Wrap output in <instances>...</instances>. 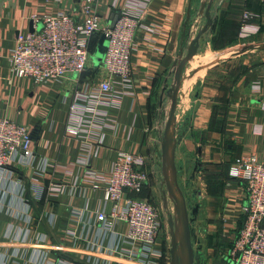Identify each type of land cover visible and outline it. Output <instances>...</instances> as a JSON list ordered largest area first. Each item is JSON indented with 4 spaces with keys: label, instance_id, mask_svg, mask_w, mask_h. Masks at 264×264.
Segmentation results:
<instances>
[{
    "label": "crops",
    "instance_id": "0c3cea01",
    "mask_svg": "<svg viewBox=\"0 0 264 264\" xmlns=\"http://www.w3.org/2000/svg\"><path fill=\"white\" fill-rule=\"evenodd\" d=\"M203 1L93 0L92 10L103 22L123 11L140 26L132 42L130 79H112V95L92 107L97 114L82 113L81 131L72 136L66 125L71 104L78 102L74 93L103 74L102 62L95 66L89 59L80 75L37 84L14 77L8 57L17 34L32 28L33 15L76 16L82 1L0 0V116L25 126L33 155L47 162L42 175L27 166L18 168L19 174L0 172V264H117V255L127 257L130 246L118 240L124 224L104 233L95 222L110 207L103 204V181L122 150L144 158L148 182L139 197L147 200L159 191L166 91L187 37L188 7L192 22ZM244 11L253 14L245 33ZM210 13L213 28L183 70L176 116L184 135L175 162L188 204L198 205L191 224L194 248L206 264H231L226 254L244 204L231 163L242 156L264 159V59L239 70L230 65L241 60L246 65L249 58L232 49L264 28V0H213ZM99 38L90 41L89 51ZM159 238L156 249L163 253Z\"/></svg>",
    "mask_w": 264,
    "mask_h": 264
},
{
    "label": "built area",
    "instance_id": "2783aa9c",
    "mask_svg": "<svg viewBox=\"0 0 264 264\" xmlns=\"http://www.w3.org/2000/svg\"><path fill=\"white\" fill-rule=\"evenodd\" d=\"M81 1L76 16L64 11L33 15V31L17 34L8 57L14 77L29 78L37 84L59 81L68 75L82 74L90 59L91 37L104 36L107 45L101 63L103 74L74 93L78 102L71 104L66 125V133L72 136L81 131L82 113L95 112L92 107L112 95V79L123 83L130 79L132 42L140 26L137 17L122 11L111 27L92 10L93 0ZM252 17L251 12H243L242 32L247 31ZM39 24L41 29L37 30ZM189 27L188 40L199 22ZM31 139L25 126L0 116V172L19 174L18 168L27 166L33 167L38 175L45 173L47 162L33 155ZM143 162L141 155L119 150L103 181V204L110 207L96 215L97 227L105 233L113 231L117 223L124 224L125 231L118 240L131 248L127 257L117 255V264H160L162 259L161 251L156 249L161 229L159 212L148 200L139 197L148 182L147 173L141 169ZM231 177L242 186L244 204L227 259L231 264H264V159L254 156L236 159L231 163Z\"/></svg>",
    "mask_w": 264,
    "mask_h": 264
},
{
    "label": "water",
    "instance_id": "95a60500",
    "mask_svg": "<svg viewBox=\"0 0 264 264\" xmlns=\"http://www.w3.org/2000/svg\"><path fill=\"white\" fill-rule=\"evenodd\" d=\"M212 2L213 0L201 2L197 15L204 19V24L193 38L188 40L184 35L182 47L173 63V82L166 91L169 108L160 140V194L163 209L166 208L167 199L172 204V214H169L167 219L169 264H206V260L202 259L201 252L194 248L192 241L191 224L195 220L198 205L189 208L187 195L178 184V167L175 162V150L181 136L184 135L182 132H179L180 126L177 124L176 116L178 92L184 79L183 70L200 48L199 41L201 37L213 28L214 21L210 13ZM118 17L119 12L112 17L109 23L111 27ZM189 19L190 6L187 10L186 23L189 22ZM39 29H41V24L37 26V30ZM32 31L30 27L29 32ZM106 45L104 36L101 35L95 49L94 61L92 60L95 66L102 62ZM254 48L264 49V43L260 45H244L237 48L236 51L234 50V54L240 55ZM229 51L221 55L224 56Z\"/></svg>",
    "mask_w": 264,
    "mask_h": 264
},
{
    "label": "rangeland",
    "instance_id": "374dc122",
    "mask_svg": "<svg viewBox=\"0 0 264 264\" xmlns=\"http://www.w3.org/2000/svg\"><path fill=\"white\" fill-rule=\"evenodd\" d=\"M203 21H204V19L202 17L197 16V18L194 19L192 22H187V25H188V26H186L187 32H188V29L190 28L189 26H191L192 24H196V23L199 22V27L194 32V34L192 35L191 38H193L196 35V33L198 32V30H200V28L204 24ZM95 38H96V34L91 37V40H94L95 41ZM247 41L248 42H252V45H260V44L264 43V28H261V30L259 31V33L256 36H254L252 38H247V39L240 40L239 41V44H237L238 46L237 45L233 46L235 48L232 49V50L233 51L234 50L236 51L237 48H240V47H242L244 45H247L248 43H244V42H247ZM220 44H222V43H220ZM226 47L223 48L224 51L228 50ZM95 49H96V46H94V44H93V47H90V59H91V61L92 60L94 61V58H95ZM221 54H222V52L221 53H218L217 55H221ZM210 56L212 57L213 55H210ZM239 56L240 57L241 56H246V57H244V58H246V60H247V58H249L248 59L249 63L246 64V65H243L241 63L242 62V60H241V61L238 62L239 65H236V63H235V64H232L230 66H237L238 69L241 70V69L246 68V67H248V66H250V65H252V64H254L256 62H260L262 59H264V49H262V48H254V49L248 50L247 52H245L243 54H240ZM221 77L224 78V79H229L230 78V76H227V75H221ZM167 113H168V110H167ZM181 183H182V181H181ZM197 184H199V185H197L196 188H200L201 182H197ZM160 190L161 189H159V191H155V193L152 195V197L148 198L147 200L159 212V215H160V226H161V229H160V238L159 239L161 241V247L163 249L161 263L162 264H167V263L169 264V235H168L167 219L169 217V214L170 215L172 214V204L167 199L166 208H164V209L162 208Z\"/></svg>",
    "mask_w": 264,
    "mask_h": 264
},
{
    "label": "flooded vegetation",
    "instance_id": "af4514ba",
    "mask_svg": "<svg viewBox=\"0 0 264 264\" xmlns=\"http://www.w3.org/2000/svg\"><path fill=\"white\" fill-rule=\"evenodd\" d=\"M189 208H193V207H191V204H189Z\"/></svg>",
    "mask_w": 264,
    "mask_h": 264
}]
</instances>
